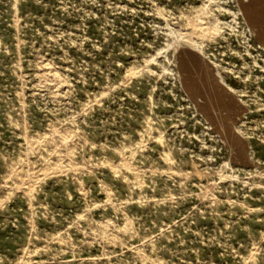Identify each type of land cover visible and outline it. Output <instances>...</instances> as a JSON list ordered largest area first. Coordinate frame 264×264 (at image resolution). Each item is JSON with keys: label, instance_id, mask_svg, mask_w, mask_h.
<instances>
[{"label": "rangeland", "instance_id": "obj_1", "mask_svg": "<svg viewBox=\"0 0 264 264\" xmlns=\"http://www.w3.org/2000/svg\"><path fill=\"white\" fill-rule=\"evenodd\" d=\"M0 264H264V0H0Z\"/></svg>", "mask_w": 264, "mask_h": 264}, {"label": "bare ground", "instance_id": "obj_2", "mask_svg": "<svg viewBox=\"0 0 264 264\" xmlns=\"http://www.w3.org/2000/svg\"><path fill=\"white\" fill-rule=\"evenodd\" d=\"M200 25H202V24H200ZM206 27H207V26H206ZM191 29H192V27H191ZM201 29H202V28L197 27V26H194V27H193V30H194V31H199V30H201ZM203 29H204V27H203ZM199 32L203 33L202 31H199ZM189 33L192 34L193 32L191 33V31H190ZM190 34H188L189 37H191ZM189 37H188V38H189ZM44 66H45V65H44ZM46 66H47V65H46ZM44 69H45V68H44ZM48 69H49V68H48ZM50 69H51V68H50ZM48 71H49V70H48ZM51 71H52V69H51ZM51 71H50V72H51ZM39 175H40V174H39Z\"/></svg>", "mask_w": 264, "mask_h": 264}]
</instances>
